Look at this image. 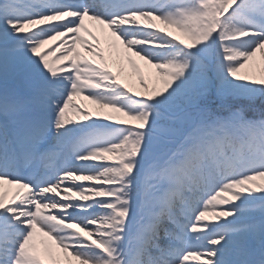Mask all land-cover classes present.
<instances>
[{
  "label": "snow or ice",
  "instance_id": "6c2138e0",
  "mask_svg": "<svg viewBox=\"0 0 264 264\" xmlns=\"http://www.w3.org/2000/svg\"><path fill=\"white\" fill-rule=\"evenodd\" d=\"M257 53L264 0H0V264H264Z\"/></svg>",
  "mask_w": 264,
  "mask_h": 264
},
{
  "label": "rangeland",
  "instance_id": "374dc122",
  "mask_svg": "<svg viewBox=\"0 0 264 264\" xmlns=\"http://www.w3.org/2000/svg\"><path fill=\"white\" fill-rule=\"evenodd\" d=\"M86 25H88L90 28H92L94 31L98 29L99 26L95 25L93 22H88L85 21ZM157 25L161 28H164L166 31L171 32L173 35L179 37L180 39H186V37L183 36L182 33L178 32L176 29L171 28L167 25L160 24L159 21H156ZM58 43V42H55ZM55 43L52 45L53 47L55 46ZM49 46L46 45L45 49H47ZM83 51L82 49H80ZM54 55H58V53H54ZM136 59L137 63L140 66V71L144 74L146 81L149 84V88L153 86V84L158 80V78L155 75V69L152 68L151 66H148L144 61L139 60L138 57H133ZM251 66H249L247 69H242L240 72V75L243 76H248L249 78H259L260 77V71L261 68L264 67V62L261 61L260 54L257 53V57L253 62H250ZM111 69L115 72H119L121 67L123 68V73L121 74V82L122 83H128L134 91H144L139 85L138 82V75L137 73L132 71V68L130 65L127 64V61L125 60L122 64L120 63H114L113 65H110ZM8 86L12 87L13 86V81L11 77H9L8 80ZM5 88V80L2 74H0V95L3 94ZM83 100L84 104L83 106L88 107L90 109H94V106L91 101L84 99L83 97H77L75 98V102L79 103V100ZM215 99V98H214ZM216 104L219 105V102L216 101ZM264 105V101H257L254 106L251 108H248V114L250 116H254L255 118H260V112H261V106ZM75 118V117H74ZM11 196V193L9 194V197ZM257 220L260 219V215L257 212L256 214ZM190 264H197L196 261H191Z\"/></svg>",
  "mask_w": 264,
  "mask_h": 264
},
{
  "label": "bare ground",
  "instance_id": "6f19581e",
  "mask_svg": "<svg viewBox=\"0 0 264 264\" xmlns=\"http://www.w3.org/2000/svg\"><path fill=\"white\" fill-rule=\"evenodd\" d=\"M85 21H88L89 23H90V22H93V21H90V20H87V19H86ZM93 23H94V22H93ZM102 46H104V47H107V45H106V44H104V45H102ZM109 64H110V65H113V64H114V62L110 61V62H109ZM148 66H150V65H148ZM79 103H80V105H81V106H83V104H84V102H83V100H82V99H81V100H79ZM95 109H96V106H94V109H93V110L95 111Z\"/></svg>",
  "mask_w": 264,
  "mask_h": 264
},
{
  "label": "trees",
  "instance_id": "16d2710c",
  "mask_svg": "<svg viewBox=\"0 0 264 264\" xmlns=\"http://www.w3.org/2000/svg\"><path fill=\"white\" fill-rule=\"evenodd\" d=\"M249 66H251V64H249L248 66H246L244 69H247ZM219 102V104L221 103L219 100H217ZM255 105V104H254ZM253 105V106H254ZM259 119V118H258Z\"/></svg>",
  "mask_w": 264,
  "mask_h": 264
}]
</instances>
